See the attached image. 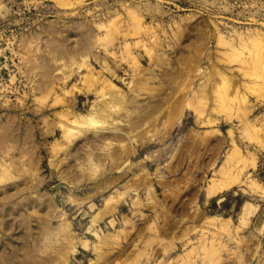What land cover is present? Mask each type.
<instances>
[{
  "label": "rangeland",
  "instance_id": "374dc122",
  "mask_svg": "<svg viewBox=\"0 0 264 264\" xmlns=\"http://www.w3.org/2000/svg\"><path fill=\"white\" fill-rule=\"evenodd\" d=\"M0 264H264V0H0Z\"/></svg>",
  "mask_w": 264,
  "mask_h": 264
}]
</instances>
